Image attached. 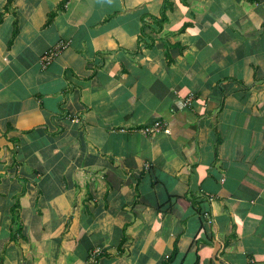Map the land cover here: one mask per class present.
<instances>
[{"label": "crops", "instance_id": "0c3cea01", "mask_svg": "<svg viewBox=\"0 0 264 264\" xmlns=\"http://www.w3.org/2000/svg\"><path fill=\"white\" fill-rule=\"evenodd\" d=\"M0 264H264V0H0Z\"/></svg>", "mask_w": 264, "mask_h": 264}, {"label": "built area", "instance_id": "2783aa9c", "mask_svg": "<svg viewBox=\"0 0 264 264\" xmlns=\"http://www.w3.org/2000/svg\"><path fill=\"white\" fill-rule=\"evenodd\" d=\"M61 45V46H60ZM59 46H57L56 48H53L52 50H50L49 52H47L46 54H44L42 56L41 62L43 66L48 65L51 60L53 59V57H55L59 51V47H62V44H60ZM190 100L188 99L187 102H189ZM163 125L161 123H156L155 128L154 129H146V132H154L157 128L162 127ZM167 131V130H166ZM206 215V214H205ZM100 250L99 249H94L93 253H92V259H94L95 255L99 254Z\"/></svg>", "mask_w": 264, "mask_h": 264}, {"label": "trees", "instance_id": "16d2710c", "mask_svg": "<svg viewBox=\"0 0 264 264\" xmlns=\"http://www.w3.org/2000/svg\"><path fill=\"white\" fill-rule=\"evenodd\" d=\"M9 1H11V0H9Z\"/></svg>", "mask_w": 264, "mask_h": 264}]
</instances>
